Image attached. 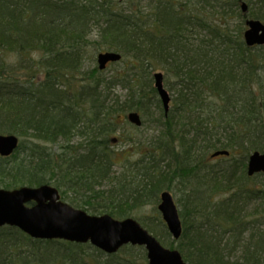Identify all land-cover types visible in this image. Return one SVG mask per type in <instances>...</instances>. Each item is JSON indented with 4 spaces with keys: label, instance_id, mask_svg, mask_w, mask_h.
<instances>
[{
    "label": "trees",
    "instance_id": "16d2710c",
    "mask_svg": "<svg viewBox=\"0 0 264 264\" xmlns=\"http://www.w3.org/2000/svg\"><path fill=\"white\" fill-rule=\"evenodd\" d=\"M93 27L100 45L95 43L101 46L94 49L119 53L123 72L110 81L98 69L87 76L81 73L74 89L55 78L66 81L69 73L82 71ZM197 30L204 33L200 39ZM242 31L214 24L193 11L190 0H150L146 9L140 0H0V135L35 142L28 160L18 159L22 140L13 156L0 158V188H57L54 180L64 176L69 191L90 193L101 202H85L89 212L114 218L126 212V201L115 203L119 196L133 194L139 206L181 186L182 235L175 241L163 230L162 244L178 251L187 264H261L264 233L250 237L254 243L233 262L226 260L221 241L213 236L214 228L229 231L237 243L245 227L252 225L244 217L251 201L259 207L250 215L257 218L255 225L264 227V188L252 183L264 175L249 178L245 170L249 155L264 151V47L246 48ZM8 53L16 55V65H43V80L30 87L32 81H17L16 69L6 64ZM158 70L178 86L167 115L152 88V73ZM117 84L126 91L123 101L111 94ZM256 86L263 88L260 97L254 94ZM153 99L163 132L158 147L139 161L137 174L145 182L128 191L133 172L123 173L122 179L114 176L112 168L121 162H116L109 138L116 132V121L128 125L125 115H143ZM211 99L217 101L213 106ZM187 127L189 132H184ZM75 136L80 139L77 147L70 145ZM199 138L208 140V150L228 151V158L236 153L235 160L224 170L197 161L193 152ZM59 141L62 146L56 153L43 146ZM106 180L112 186L104 198V192L95 190ZM76 247L35 241L15 228H0V264H57L64 254L73 256ZM53 248L58 251L49 252Z\"/></svg>",
    "mask_w": 264,
    "mask_h": 264
},
{
    "label": "rangeland",
    "instance_id": "374dc122",
    "mask_svg": "<svg viewBox=\"0 0 264 264\" xmlns=\"http://www.w3.org/2000/svg\"><path fill=\"white\" fill-rule=\"evenodd\" d=\"M115 1L122 2V0H115ZM149 1L150 0H140L141 8L146 9L148 7ZM174 1H180V0H174ZM190 1H191V8L193 11H199L203 13L214 24H221V25L225 24V26L229 27L231 31H237L238 29L242 28L243 29L242 33H243L246 29L245 26L246 20H256L253 17L249 16L248 13L247 16L244 17V15L241 12L242 3H245L248 6V11H250L252 15L260 18L259 20L257 19V21H260L264 24V0H190ZM197 31H198L197 32L198 36L196 38L200 39V36L203 35L204 33H201V31L199 30ZM97 32H98L97 27L91 28V34L88 40L86 41L88 45L87 47H85V51H87V53L84 55L83 58L82 71L69 73L68 77L66 78V81L54 77L55 79H57L62 83H67L69 85H72L75 89L76 85L78 84V81L81 79L80 76L81 73L82 75L87 76L93 71V69H97L96 57L99 53L113 52L106 49L105 50L102 49L99 51L94 49L96 47H101L99 46L100 40ZM95 41H97L99 45H97ZM92 45L95 46L92 47ZM255 52L256 51H254V53ZM34 57L36 59V64H37L39 58L37 55H35ZM5 60H6V64L11 66V68L16 69L14 72L18 76L16 78L17 81H24L25 83H30L32 81L27 87H30L32 84H35L37 86L38 83H40L43 80L44 72H45V67L43 65H16L17 58L14 53H8L7 55H5ZM123 68L124 67L122 65V62H119L117 64H110L107 66V69L102 73V76L108 81H110L117 74L122 73ZM23 69L25 71H23ZM155 73L163 74V86L167 91V93L169 94L171 100L175 99L178 91V86L176 84V81L166 78L162 70L155 71L152 73V77H151L153 89H154L153 75ZM59 89H63V87ZM145 90L150 91L148 87ZM262 90H263L262 87L256 86L254 88V94L257 97H260L262 94ZM111 94L112 96L121 98V100L123 101L124 96L126 95V91L123 89L121 85L117 84L113 86L111 90ZM155 95H156V100L160 103V100L156 92ZM216 102H217L216 100L211 99L209 101L210 106H213V104ZM157 106L158 104L153 99L148 102V110L143 115L139 113L142 121L141 127L135 128L134 126L124 125L122 124V122L116 121V126H117L116 132L113 133L109 138V148L112 149L117 154L116 162L117 163L121 162L123 166L125 164L124 167L121 164H119L112 168V172L114 176L117 177V179L119 178L122 179L120 175H122L123 173H126V175L127 174L130 175V172H133V174L130 176L132 184H129L127 186L129 187L127 188L128 191H131L134 188H136L138 184H142L145 182L141 174H137L138 172H140L139 169L141 167L139 161L141 160L142 155L147 153V151L154 149L156 146L158 147L159 138L162 135L163 129L160 126L161 114ZM160 106L162 108L161 103ZM212 117H214V115H212ZM119 121L121 120L119 119ZM206 121H209L211 123L213 122L211 121V119H207ZM189 130L190 129L187 127L184 129V132H189ZM114 138L115 139L117 138V142L113 144L110 141ZM190 139L191 136L186 134L185 140L190 141ZM20 140L24 142V150H21L19 152L18 159H22L26 156V159L28 160L31 155L30 149L32 148L35 142H33L32 139L30 138H22V139L20 138ZM79 141L80 139L75 136L71 140L70 145L77 147ZM60 142L61 141H59L55 146H49L46 144L43 146L46 147L47 149H50V151H52L53 153H56L59 150L60 146H62ZM207 142L208 140L205 141L204 139L199 138L198 142L194 145V152H193L195 156L194 159H196L197 161H203L204 164L208 165L209 167L216 166V169L219 170L226 169V167H228L232 163V161L235 160L234 155L236 153H234V155L232 154V157L230 158H225L230 161H222L219 158L212 159L211 155L216 151L208 150L206 148ZM54 181L57 183L59 187L56 188L54 184H51V186L58 189L62 202L70 205L73 208L83 210L86 213H88V215L100 216L89 212L90 206L88 204L87 206L84 205L85 202H90L94 206L101 204V202L98 201V199L92 198L93 197L92 194L83 193L80 191L79 192L69 191L67 189V187L69 186L68 179L66 178L64 179V176L58 175ZM252 183H257L264 188L263 177L254 178ZM111 184L109 180L108 181L106 180L102 182V185L99 188H97L95 191L104 192L101 195V197L103 196L104 198H107L106 193L110 191V187L112 186ZM180 188L181 186H176L174 189L169 191V193L172 195L174 199L179 214L182 211V207L178 203V198L181 195L179 192ZM132 195L129 196V194H124L122 196L117 197L118 201L115 200V203L119 201L121 202L126 201L125 203L126 206L122 207V210L126 209V212H124L123 215H119V216L116 215L114 219L120 221L130 218L137 221L142 226V228L145 229L156 240H158L163 247L168 248L166 247V245H164V243L162 244V240L160 238L163 236L162 233L163 230H166V233H168L166 226L162 220L161 214L157 209L159 205L160 193H158L157 198L151 197L149 201L139 206L134 205V201L132 199L134 198V196ZM75 204L78 205V207H75L76 206ZM258 207H259V203L257 201H251L248 203L247 207L245 208L244 217L247 218L246 223L250 222L252 223V225L245 227V232L242 233V235L238 239H236L237 243H235V236H233L232 232L229 231L222 232L218 228H214L215 232L213 233V236H215L218 240L221 241V248L224 249L222 253L225 256L226 260H229L230 262L240 260V258L243 255L244 247L247 244L254 243V241H250V237L254 236L255 233L256 234L264 233L263 226L255 225V223H257L255 222L257 218L254 217L253 215H250V214H254L255 213L254 209ZM100 214L105 215L102 212ZM248 215L250 216L247 217ZM76 246L77 247L75 248V253L73 256L69 257L68 254H64V256L61 259H59L57 264H148L146 259V252L142 247H133L136 248L135 250L122 248L116 255L109 256L97 250L90 244H85V245L76 244ZM52 251L56 252L58 251V249L53 248L50 249L49 252ZM261 264H264V253H262Z\"/></svg>",
    "mask_w": 264,
    "mask_h": 264
},
{
    "label": "water",
    "instance_id": "95a60500",
    "mask_svg": "<svg viewBox=\"0 0 264 264\" xmlns=\"http://www.w3.org/2000/svg\"><path fill=\"white\" fill-rule=\"evenodd\" d=\"M241 11L247 12V5L241 4ZM243 33L246 47L264 46V24L248 20ZM121 55L114 52L99 53L96 57L98 70L103 71L110 63H118ZM154 89L161 102L164 114L169 111L170 97L163 87V75H153ZM135 127H141L138 113L127 115ZM18 147V138L0 135V157H10ZM226 151L215 152L211 158L227 157ZM247 176L264 175V152L252 153L247 162ZM33 203L27 207L28 203ZM168 233L174 240L182 234V225L173 197L167 191L159 196L157 207ZM14 227L34 240H60L69 243H90L105 254L112 255L126 245L143 247L148 264H186L179 252L169 250L143 229L133 219L117 221L108 215L89 216L62 203L58 191L48 185L36 188L22 187L13 191L0 189V228Z\"/></svg>",
    "mask_w": 264,
    "mask_h": 264
},
{
    "label": "bare ground",
    "instance_id": "6f19581e",
    "mask_svg": "<svg viewBox=\"0 0 264 264\" xmlns=\"http://www.w3.org/2000/svg\"><path fill=\"white\" fill-rule=\"evenodd\" d=\"M140 119H141V117H140Z\"/></svg>",
    "mask_w": 264,
    "mask_h": 264
}]
</instances>
